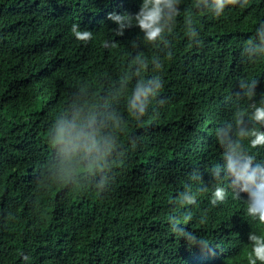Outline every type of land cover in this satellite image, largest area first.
I'll list each match as a JSON object with an SVG mask.
<instances>
[{
	"label": "trees",
	"instance_id": "1",
	"mask_svg": "<svg viewBox=\"0 0 264 264\" xmlns=\"http://www.w3.org/2000/svg\"><path fill=\"white\" fill-rule=\"evenodd\" d=\"M140 2L0 0V264H248V233L264 225L247 219L228 176L209 175L224 164L218 126L264 96V54L246 50L264 0H228L219 17L204 0H181L156 44L137 39L136 26L119 35L108 19ZM73 24L90 39H75ZM153 76L162 86L133 117L131 89ZM253 79L255 95H240ZM71 116L91 118L107 146L64 156L51 136ZM248 151L264 161V146ZM216 183L225 198L213 206ZM189 185L197 201L180 204ZM169 217L209 246L188 243Z\"/></svg>",
	"mask_w": 264,
	"mask_h": 264
},
{
	"label": "clouds",
	"instance_id": "2",
	"mask_svg": "<svg viewBox=\"0 0 264 264\" xmlns=\"http://www.w3.org/2000/svg\"><path fill=\"white\" fill-rule=\"evenodd\" d=\"M227 3L228 0H204L202 6L209 9L214 17H219L224 13ZM180 4L181 0H141L134 14L112 11L107 15L108 19L115 23L119 35H122L125 29L136 26L139 29L137 39H140L142 34L143 41L156 44L166 42V33L173 30L176 18L181 12ZM185 27L190 38L198 35L191 17H185ZM70 31L74 38L80 41L86 42L91 37L89 30H81L77 24H73ZM256 32L257 39L251 41L246 50L257 55L264 54V22L260 23ZM153 63L157 68L160 67L158 60L154 59ZM257 82L255 79L241 82L242 91L239 94L254 96ZM161 86L158 76L136 80L127 102L133 117L144 116L150 98L157 95ZM215 136L224 149V164L213 166L210 170V180L218 181L221 173L228 176L235 187L234 195L241 196L246 201L247 219L252 223L257 221L264 225V161H255V157L248 151L250 148L264 146V96H261L258 102L250 103L246 111L237 108L230 121L218 126ZM51 139L59 146L64 156H76L81 159L100 152L108 143L107 140L101 142L97 139L95 124L91 118L82 121L76 116L58 120ZM200 178V173L193 171L191 179ZM224 198V186L220 183L214 184L210 203L215 206ZM196 201L197 192L190 185L179 193L180 204L194 205ZM169 225L173 230L182 232V237L188 243L204 248L209 246L195 232L176 223L175 217H169ZM248 242L251 245V251L247 254L248 264H264V233L250 231Z\"/></svg>",
	"mask_w": 264,
	"mask_h": 264
}]
</instances>
